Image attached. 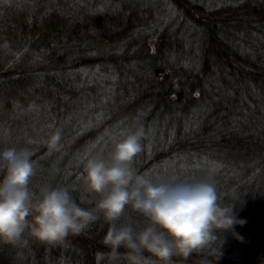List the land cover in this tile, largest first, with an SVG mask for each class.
I'll list each match as a JSON object with an SVG mask.
<instances>
[{
    "label": "trees",
    "instance_id": "1",
    "mask_svg": "<svg viewBox=\"0 0 264 264\" xmlns=\"http://www.w3.org/2000/svg\"><path fill=\"white\" fill-rule=\"evenodd\" d=\"M137 125L139 172L222 176L246 223L217 264H264V0H0V147L31 148L34 186L68 185L90 206L83 159ZM107 228L0 243V264H125L101 243Z\"/></svg>",
    "mask_w": 264,
    "mask_h": 264
},
{
    "label": "clouds",
    "instance_id": "2",
    "mask_svg": "<svg viewBox=\"0 0 264 264\" xmlns=\"http://www.w3.org/2000/svg\"><path fill=\"white\" fill-rule=\"evenodd\" d=\"M61 136L57 128L42 141L48 152L59 148ZM144 138L137 125L106 150L86 155L79 179L91 198L87 207L68 185H33L38 169L31 148L0 147V243L15 246L27 235L57 244L102 218L108 228L101 243L125 264H182L193 255L204 257L201 264H217L225 234L243 242L235 227L246 221L238 218L237 204L223 203L213 167L190 179L139 172L134 161Z\"/></svg>",
    "mask_w": 264,
    "mask_h": 264
},
{
    "label": "rangeland",
    "instance_id": "3",
    "mask_svg": "<svg viewBox=\"0 0 264 264\" xmlns=\"http://www.w3.org/2000/svg\"><path fill=\"white\" fill-rule=\"evenodd\" d=\"M209 167H213V165L206 167V169H208ZM213 168H215V167H213ZM206 169H205V170H202V171L200 172L199 178H201V177H203V176L205 175ZM161 176H162V175H161ZM159 178H160V177H159ZM221 178H222L221 175L216 174V168H215V172H214V174H213V176H212V180L214 181V183L216 184V186H218V185L220 184V183L218 182V180H220Z\"/></svg>",
    "mask_w": 264,
    "mask_h": 264
}]
</instances>
